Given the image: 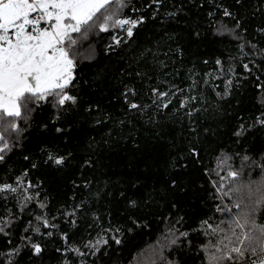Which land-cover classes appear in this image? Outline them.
Instances as JSON below:
<instances>
[{"label":"trees","instance_id":"trees-1","mask_svg":"<svg viewBox=\"0 0 264 264\" xmlns=\"http://www.w3.org/2000/svg\"><path fill=\"white\" fill-rule=\"evenodd\" d=\"M121 2L120 18L142 20L133 36L72 33L74 103L5 117L17 127L0 153V264L261 258L228 220L264 179V0ZM254 215L264 226V205Z\"/></svg>","mask_w":264,"mask_h":264},{"label":"snow or ice","instance_id":"snow-or-ice-1","mask_svg":"<svg viewBox=\"0 0 264 264\" xmlns=\"http://www.w3.org/2000/svg\"><path fill=\"white\" fill-rule=\"evenodd\" d=\"M117 3L119 8L110 7ZM123 7L121 0H0V143H3L0 153L8 148L3 133L8 127L13 130L17 127L14 121L6 122L5 117L19 118L22 107L25 114L30 113L28 105L34 99L56 96L60 105L75 102L72 95L64 92L74 79V56L70 52L76 41L72 33H81L82 29L87 33L94 27L107 32L111 26L124 30L128 37L133 36V29L142 20L120 18ZM115 42L120 43L118 39ZM131 107L137 105L133 103ZM55 163L62 164L63 159H56ZM229 175L236 177L235 172ZM233 190L240 192L239 188ZM254 193L258 195L251 211L242 209L228 223L233 226L232 235L237 244L248 241L249 246L254 245L253 252L258 248L264 253V226L256 224L254 215L257 206L264 205V179L257 182L255 188L250 186L246 195L252 198ZM236 207L239 209L240 204ZM246 226L249 229L246 234L236 235L235 228L243 230ZM226 238L233 244L232 238ZM33 247L36 254L42 251L38 244ZM225 248L240 258L247 250L239 246L228 248L225 245ZM217 251L221 250L217 248ZM227 258L232 259L230 255ZM209 264H219V261L212 256ZM253 264H264V256Z\"/></svg>","mask_w":264,"mask_h":264},{"label":"built area","instance_id":"built-area-1","mask_svg":"<svg viewBox=\"0 0 264 264\" xmlns=\"http://www.w3.org/2000/svg\"><path fill=\"white\" fill-rule=\"evenodd\" d=\"M259 259L260 258L257 257H244V260L247 262V264H251L253 261H259Z\"/></svg>","mask_w":264,"mask_h":264},{"label":"crops","instance_id":"crops-1","mask_svg":"<svg viewBox=\"0 0 264 264\" xmlns=\"http://www.w3.org/2000/svg\"><path fill=\"white\" fill-rule=\"evenodd\" d=\"M41 27L43 28V27H45V25L43 23H41Z\"/></svg>","mask_w":264,"mask_h":264},{"label":"rangeland","instance_id":"rangeland-1","mask_svg":"<svg viewBox=\"0 0 264 264\" xmlns=\"http://www.w3.org/2000/svg\"><path fill=\"white\" fill-rule=\"evenodd\" d=\"M29 31H31V29L29 28Z\"/></svg>","mask_w":264,"mask_h":264},{"label":"water","instance_id":"water-1","mask_svg":"<svg viewBox=\"0 0 264 264\" xmlns=\"http://www.w3.org/2000/svg\"><path fill=\"white\" fill-rule=\"evenodd\" d=\"M257 262H258V261H257ZM251 264H253V262H252Z\"/></svg>","mask_w":264,"mask_h":264}]
</instances>
